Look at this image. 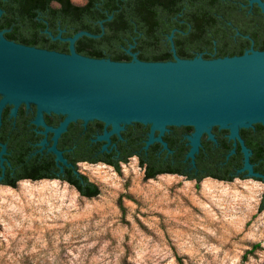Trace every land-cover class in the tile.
<instances>
[{"label":"rangeland","instance_id":"374dc122","mask_svg":"<svg viewBox=\"0 0 264 264\" xmlns=\"http://www.w3.org/2000/svg\"><path fill=\"white\" fill-rule=\"evenodd\" d=\"M120 168L81 164L95 198L59 179L1 184L0 264H264L263 182Z\"/></svg>","mask_w":264,"mask_h":264},{"label":"water","instance_id":"95a60500","mask_svg":"<svg viewBox=\"0 0 264 264\" xmlns=\"http://www.w3.org/2000/svg\"><path fill=\"white\" fill-rule=\"evenodd\" d=\"M255 4L264 15V1H250L251 7ZM83 36L100 37L86 31L67 39L58 35L55 39L70 43V53L63 54L8 41L0 32V94L4 95L0 111L7 102L36 104L37 123L46 127L45 134L55 133L50 151L58 162L66 163L56 148L58 139L78 120L85 125L94 120L105 124L104 134L97 138L108 142L103 151H109L112 135L121 136L123 124L150 126L145 149L157 142L169 153L165 134L173 126H191L186 159L194 166L203 135L216 142L211 130L219 127L230 132L235 146L241 144L245 156L241 171L264 179L254 172L252 152L240 135L241 129L264 125V51L252 48L242 56L187 60L176 55L173 44L175 61L144 62L132 54L130 62H115L78 54L75 44ZM44 110L67 118L59 128H50L42 120ZM3 179L4 174L0 183Z\"/></svg>","mask_w":264,"mask_h":264},{"label":"trees","instance_id":"16d2710c","mask_svg":"<svg viewBox=\"0 0 264 264\" xmlns=\"http://www.w3.org/2000/svg\"><path fill=\"white\" fill-rule=\"evenodd\" d=\"M53 1L55 0H0V7L4 10L3 16L0 17V30H20L17 35L19 37L27 35L26 43L29 44L28 46L69 54V42H63L61 39L55 41L41 31L50 30L54 36H57L58 31L54 30H57V22L60 21L61 27L69 30V33L64 34L63 37H73L80 31L98 35L102 32L101 30H104V27L96 24V21L103 20L106 30L103 37L83 36L78 40L76 49L82 55L95 59H99L98 57H101V54L106 51L111 54V57L115 59L112 61L115 62H121L119 58L123 53L117 48L120 38L117 35L112 37L109 32V30H120L115 27L116 24H123V26L127 24L131 30L133 25L134 27L137 26L139 30H146L147 40L143 44L141 56V61L144 62L175 61L165 43L160 42L159 39L165 37L164 31L170 34L176 26L180 28L179 30H206L204 36L198 37L196 41L189 44V47L187 46L188 48H185L184 53L186 55L190 54L191 48L199 47L202 44L209 46V50L213 52L214 41H217L218 55L216 58L206 57L207 60L242 56L245 54L244 47H250L252 41L255 42L257 51H264V15L257 4L253 7L250 6L251 0H86L84 5H76L72 0H60L61 8L53 7ZM39 13H41L40 16H38ZM179 13L182 16L174 18ZM111 14L114 15V18L109 20ZM182 20L184 21L183 24L181 23ZM101 24L103 25V23ZM152 30H156V33H152ZM236 33L239 34L234 40L231 35ZM247 35L251 39H248ZM179 36L182 37V34L180 33ZM129 58L127 62L131 61V57ZM191 59L192 57L188 58V60ZM93 122L105 125L98 120ZM136 124L149 134L150 126L141 123ZM254 127L257 129L258 135L264 138V125L256 124ZM170 130L189 135L194 132V128L191 126H173ZM248 130L242 129V133ZM223 131L229 132L228 130ZM133 137L132 135L130 138V146L135 147L134 145H137L136 151L125 152L121 160L106 159L117 172L121 170V162L126 163L129 158L136 155L140 166L145 169V177L148 180L156 179L164 174H179L200 183L207 177V174L203 173L206 153H208V149L207 152L205 150L206 142L199 154L196 155L194 166L190 159H186L191 148L187 140L181 142L180 138L170 139L165 136L164 141L168 143L172 152L169 153L167 150L159 156L158 152L162 149V144L156 142L145 149L148 137L141 144L136 142ZM222 142L228 148L223 151V156L221 155L222 158H220L221 161H226V154L233 147L232 144H227V138ZM245 143L248 149L255 154L251 161L258 159L256 157V143L247 139H245ZM240 154L243 156V153ZM167 155L169 159H166ZM236 157L233 155L227 161V166ZM216 169L221 170L217 167ZM234 177L230 176L226 182L233 181ZM55 179L70 183L85 197L95 198L100 195V190L96 184L84 174L74 172L72 169H68V175L65 177L51 178V180ZM18 181L17 179L4 178L0 184L15 187ZM260 209L264 210V196ZM259 247V244L254 245V248Z\"/></svg>","mask_w":264,"mask_h":264},{"label":"flooded vegetation","instance_id":"af4514ba","mask_svg":"<svg viewBox=\"0 0 264 264\" xmlns=\"http://www.w3.org/2000/svg\"><path fill=\"white\" fill-rule=\"evenodd\" d=\"M68 1V0H64ZM73 2V0H72ZM74 3V2H73ZM86 3V0H85ZM75 4V3H74ZM78 5V4H76ZM84 5V4H82ZM53 7H62V3L60 0H55L52 2ZM0 9H2L0 7ZM3 14L4 10L2 9ZM118 11V10H114ZM109 12V11H107ZM2 14V16H3ZM41 13L38 14L40 16ZM1 16V17H2ZM178 16H182V14H178L174 18H178ZM39 18V17H37ZM114 15L111 14L109 16V20L113 19ZM40 19V18H39ZM108 20V19H106ZM103 20L96 21V24H100L101 27H104V30L98 34L100 36L98 38H102L105 34V26ZM103 23V25L101 24ZM183 24L184 21L182 20ZM61 22H57V36L50 30H42L43 34H48L53 40L61 34L63 39L69 38L63 37L64 34H68L69 30L61 27ZM115 27L120 30H109L112 37L120 38V43H118L117 48H119L122 53L119 61L127 62L129 61V57H131V61L133 60L132 54H136L139 60L141 59L143 52V44L146 43V30H139L137 26L131 27L127 24L123 26V24H116ZM180 28L176 26L173 30H171L170 34H167L165 31L163 32L165 37H161L159 39L160 42H164L166 47L168 48L169 53L171 52L173 58L175 59V52L173 51V44L176 49V55L181 59L191 58L194 59L196 57H202L207 59L206 57L216 58L218 55L217 49V41H214L215 47L212 52L209 50V46L202 44L199 47L191 48L190 54L186 55L184 53L185 48L190 43H193L198 39V37H202L205 35L206 30H179ZM238 31V30H233ZM3 33V36L6 40L28 46L26 43L27 35H23L19 37L17 34L20 30H0ZM231 33L230 31H227ZM152 33H156V30H152ZM182 34V37L179 34ZM237 34H232L231 37H234L236 40ZM172 39H170V37ZM248 39H251L249 35L246 36ZM66 42V41H63ZM78 42V41H77ZM75 44V49L76 45ZM34 47V46H29ZM70 47V43H69ZM187 47V48H188ZM37 48V47H36ZM257 50L255 48V42L252 41L250 47H244V52L251 49ZM40 49V48H39ZM76 52L82 55L79 51ZM61 53V52H60ZM99 59H110L115 60L111 57V54L106 51L101 54ZM84 56V55H82ZM89 57V56H86ZM97 59V58H96ZM4 95L0 94V107L3 103ZM39 108L36 104L20 102L18 105L16 103L7 102L0 111V177L3 176L5 179H17L19 182L23 180H51V178H62L68 175V169L74 170V172L80 171V166L83 163L87 164H100L104 163L111 167V163L106 159L110 160H121L125 152H130L137 147V145L130 146V138L133 135L134 140L138 143H143L146 141L148 137V133L145 132L144 129L134 124H123L124 129L121 131V136L118 134H114L110 138V144L108 146L109 151H103L104 145L108 142L106 140L98 141L97 138L100 135H103L106 127L105 125L98 124L96 122L90 121L87 125L84 124L83 121L78 120L75 122H71L67 130L61 134L57 142V150L62 152L63 158L66 160V163L58 162L56 160V154L50 151V148L54 145V132H49L45 134L46 127L38 122ZM67 116L61 113H57L54 111H42V120L44 123L50 128H59L61 124L66 120ZM112 127L109 126L107 131H111ZM211 133L216 138V142L210 140L208 134H204L202 137V147L205 145L206 153V161L205 168L203 173L207 174L206 178H214L217 180L225 181L230 176H235V179L245 180L248 178V171H241L245 166V156L242 152V146L238 142L237 146L234 145V141L229 139L230 132H225L223 129L219 127H213ZM264 133V132H263ZM240 135L242 139L245 141L251 140L256 143V152L257 155L255 161H251L252 157H254L253 151L250 157V164L253 167L255 173L261 174L264 176V138H261L258 135L256 127L249 128L248 131L242 133V129L240 130ZM264 135V134H263ZM165 136H168L170 139H178L180 138L181 142L185 140L188 141L187 136L189 134L176 132L170 130L167 132ZM164 136V137H165ZM260 137V138H259ZM228 139L227 144H232V149H230L229 153L226 154V161H221V155L223 156V151L228 148V146L222 142L224 139ZM47 141L46 144L43 145L44 141ZM246 144V143H245ZM187 145V144H186ZM247 146V145H246ZM201 147V148H202ZM233 150H235L234 153ZM164 151L163 146L162 149L158 152V155L161 156ZM240 151V152H239ZM240 153H243L241 156ZM236 155L237 157L233 159L232 162L227 166V161L230 158ZM137 157L136 155H134ZM221 157V158H220ZM96 159V160H95ZM130 159V158H129ZM166 159H169L168 155ZM186 161V160H185ZM184 161V162H185ZM123 162H121L122 164ZM221 168L220 169H216ZM114 168V167H113ZM165 175V174H164ZM179 175V174H172ZM180 176V175H179ZM254 178V177H250ZM264 183V179L254 178ZM228 182V181H227ZM232 182V181H230Z\"/></svg>","mask_w":264,"mask_h":264}]
</instances>
